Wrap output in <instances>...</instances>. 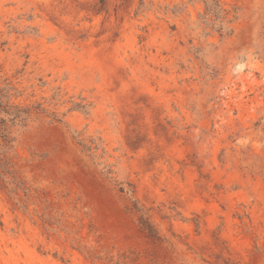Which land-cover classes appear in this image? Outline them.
<instances>
[{
  "label": "rangeland",
  "instance_id": "rangeland-1",
  "mask_svg": "<svg viewBox=\"0 0 264 264\" xmlns=\"http://www.w3.org/2000/svg\"><path fill=\"white\" fill-rule=\"evenodd\" d=\"M0 0V264H264V0Z\"/></svg>",
  "mask_w": 264,
  "mask_h": 264
},
{
  "label": "trees",
  "instance_id": "trees-1",
  "mask_svg": "<svg viewBox=\"0 0 264 264\" xmlns=\"http://www.w3.org/2000/svg\"><path fill=\"white\" fill-rule=\"evenodd\" d=\"M206 12L217 21V30L224 31L222 9L218 0H210L205 4ZM10 88H0V159L1 155L12 146L14 141L13 132L17 126L25 125L27 111L10 101ZM5 163L0 162V166Z\"/></svg>",
  "mask_w": 264,
  "mask_h": 264
}]
</instances>
